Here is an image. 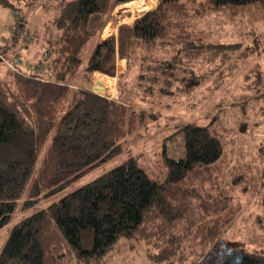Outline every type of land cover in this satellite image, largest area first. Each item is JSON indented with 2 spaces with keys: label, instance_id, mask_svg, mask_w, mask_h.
Here are the masks:
<instances>
[{
  "label": "trees",
  "instance_id": "16d2710c",
  "mask_svg": "<svg viewBox=\"0 0 264 264\" xmlns=\"http://www.w3.org/2000/svg\"><path fill=\"white\" fill-rule=\"evenodd\" d=\"M141 1L62 0L42 64L30 73L15 65L0 76V231L31 175L22 210L114 158L119 141L144 123V111L93 93V73L114 78L119 59L135 68L137 84L149 96L188 93L209 80L219 88L252 49L212 41L210 28L250 14L264 21V0H145L152 11L133 26H119L117 38L100 41L115 8ZM0 4L19 17L8 0ZM0 62L6 64L1 55ZM102 75L94 88L111 93L115 80ZM256 83L254 97H263L264 75ZM174 135L183 137L184 154L173 159L164 150L161 177L150 179L134 159L122 163L21 219L0 249V264H106L122 240L143 243L153 264H194L209 249L218 264H264L263 253L220 242L240 209L219 189L225 159L218 135L195 124ZM261 174L264 180V167ZM262 188L264 214V183Z\"/></svg>",
  "mask_w": 264,
  "mask_h": 264
},
{
  "label": "rangeland",
  "instance_id": "374dc122",
  "mask_svg": "<svg viewBox=\"0 0 264 264\" xmlns=\"http://www.w3.org/2000/svg\"><path fill=\"white\" fill-rule=\"evenodd\" d=\"M8 1L13 4L19 17L15 19L13 9L0 4V20L3 21L0 25V38L8 42L14 40L10 45L12 52L6 59L7 65L0 62L1 78L6 77L9 64L14 59L18 61L17 69L25 73L33 72L42 64L48 31L53 30L51 22L62 0ZM131 3L114 9L102 31L100 41L117 38L119 26H133L138 18L155 8L149 6L145 0L139 4ZM249 18L246 17L242 22L239 20L236 23L213 25L210 28L212 41L222 44L242 43L252 49V53L240 62L238 69L226 77L219 88H215L213 81L209 80L188 93L176 90L169 96H149L138 86L135 68L126 60L125 69L120 71L123 64L118 63L117 59L114 77L117 93L112 95L109 88L103 93L94 88L95 74L99 73H93L90 85L93 93L110 100H121L136 113L144 111V123L128 131L119 141L121 150L114 158L84 174L53 196L41 200L34 208L22 210L21 205L32 182L31 175L17 201L14 213L0 231V249L13 226L21 219L58 202L130 159H134L150 179L161 177L164 174V150L173 159L181 158L184 154L183 137L174 134L188 124H195L208 126L220 138L225 161L219 171V189H226L228 196L233 199V206L240 209L235 224L222 235L220 242H239L248 252L264 254V214L261 205L264 183L261 174L264 167V96L254 97L257 75H264V21L257 14H250ZM94 46L95 40L86 46L82 67ZM44 67L43 65L39 69L40 72ZM105 78H102L104 82H111ZM43 152L38 157L36 167ZM195 262L194 264H218L219 261L209 249L204 257ZM106 264L153 263L148 258L147 248L143 243L122 240L107 255Z\"/></svg>",
  "mask_w": 264,
  "mask_h": 264
},
{
  "label": "crops",
  "instance_id": "0c3cea01",
  "mask_svg": "<svg viewBox=\"0 0 264 264\" xmlns=\"http://www.w3.org/2000/svg\"><path fill=\"white\" fill-rule=\"evenodd\" d=\"M158 1V0H157ZM156 1V2H157ZM143 2V1H142ZM132 4H139L138 2H135V3H132ZM1 24H3V21L2 20H0V25ZM4 27V26H3ZM3 27H2V29H3ZM0 40H2L1 42H2V44H1V46L2 47H0V55L2 56V57H4V59H8V57H9V55H10V53L12 52V48H10V45L11 44H13V42H14V40L12 39L11 40V42H8V41H5L4 40V38H0ZM122 63V64H124L125 63V65H127V63H126V60H118V63ZM124 62V63H123ZM40 69V68H39ZM40 71V70H39ZM95 75H99V74H95ZM106 77V76H105ZM109 78V77H108ZM112 79V78H111ZM114 79V78H113ZM115 80V79H114ZM111 94L112 95H115L116 94V90H113L112 92H111Z\"/></svg>",
  "mask_w": 264,
  "mask_h": 264
},
{
  "label": "built area",
  "instance_id": "2783aa9c",
  "mask_svg": "<svg viewBox=\"0 0 264 264\" xmlns=\"http://www.w3.org/2000/svg\"><path fill=\"white\" fill-rule=\"evenodd\" d=\"M17 62L18 61L16 59H14V61L9 64V68H11L14 71L15 65L17 64Z\"/></svg>",
  "mask_w": 264,
  "mask_h": 264
}]
</instances>
